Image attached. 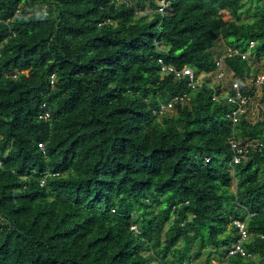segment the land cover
<instances>
[{"label": "trees", "instance_id": "1", "mask_svg": "<svg viewBox=\"0 0 264 264\" xmlns=\"http://www.w3.org/2000/svg\"><path fill=\"white\" fill-rule=\"evenodd\" d=\"M250 42L225 86L158 63L198 76ZM262 70L264 0H0V264H184L207 247L202 264H264V120L249 103L232 124L226 98ZM232 135L252 143L235 164ZM234 221L252 258L227 255Z\"/></svg>", "mask_w": 264, "mask_h": 264}, {"label": "built area", "instance_id": "2", "mask_svg": "<svg viewBox=\"0 0 264 264\" xmlns=\"http://www.w3.org/2000/svg\"><path fill=\"white\" fill-rule=\"evenodd\" d=\"M254 45L253 42L249 43V50L246 52L239 51L238 49L231 48V47H225L222 48L219 52V54L215 58V69L211 73L206 74H199L198 76H195L194 71L191 67H182V68H176L173 65L165 63V61L162 58H158V63L160 65V70L163 73H172L175 78H181V77H187L188 78V84L192 87H200L202 83L211 78L215 77L218 81H221L225 78H229L228 81L231 80V77L229 76L227 70L225 69V59L239 55L242 59L246 60L250 57V48ZM247 82L253 86V95H247L243 94L240 90V85L237 81L232 82V87L235 90V93L233 95L226 94V98L229 102L235 104L236 108L232 110L230 113L227 114V117L231 120L232 124H235L239 121V116L243 114L246 111V107L249 103H252L254 96H259V98H263L264 101V70L261 72L254 74ZM53 83V76L50 78V84ZM185 97H173L167 104H162L160 106V111L170 109L173 106V103L177 100H183ZM215 100H218L216 94L214 93ZM44 107V105H42ZM49 114L47 112H44L39 117L46 119L48 118ZM230 148L233 152L232 156V163H238L241 158L244 156L246 152H248L249 148L251 147L252 143L246 142L241 143L240 141L236 140V138L232 135L229 139ZM38 146L43 149V144L39 143ZM208 160V159H207ZM1 164V161H0ZM234 224L238 228L239 231V238L232 243L230 247H228L227 255H233V254H240L246 258H252L253 255L251 253L246 252L242 247V242L247 237V231L244 227L243 223H240L239 221H234ZM131 229L136 230L135 226H131ZM184 264H193V263H184ZM211 264H225V261L218 260V259H212Z\"/></svg>", "mask_w": 264, "mask_h": 264}, {"label": "rangeland", "instance_id": "3", "mask_svg": "<svg viewBox=\"0 0 264 264\" xmlns=\"http://www.w3.org/2000/svg\"><path fill=\"white\" fill-rule=\"evenodd\" d=\"M224 17L225 19H227L229 15L225 12ZM262 66H263L262 62L259 61L258 67L260 68ZM228 80L229 78H225L221 81H218L215 77L209 78L210 83L214 86H217V85L225 86L228 83ZM252 101L253 102L249 105V111L251 113L250 114L251 117L253 119L258 118V119L264 120V103L259 100V96H254ZM208 251H209L208 247L203 249L201 251V254L199 255V258L195 259L193 261V264H202V262L204 261L205 255Z\"/></svg>", "mask_w": 264, "mask_h": 264}]
</instances>
